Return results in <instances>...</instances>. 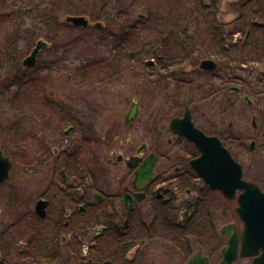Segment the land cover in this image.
<instances>
[{
    "label": "rangeland",
    "instance_id": "rangeland-1",
    "mask_svg": "<svg viewBox=\"0 0 264 264\" xmlns=\"http://www.w3.org/2000/svg\"><path fill=\"white\" fill-rule=\"evenodd\" d=\"M13 1L6 0V3L13 4ZM102 1L106 3L105 7L102 6ZM235 1L237 0H215V9L210 7L206 10L203 9V12L213 14L217 22L223 24L229 23L236 17L238 12L236 6L232 4ZM49 2L58 7L56 15L61 21H64L66 13L85 14L88 16L91 24L99 21L102 25L101 27L109 28L106 29L108 34L95 30L94 28L96 27L94 26L86 30H80V28L71 30L68 28L55 41L46 38L49 41L48 46L39 54L36 63L23 71L29 79L34 78L42 82V94L44 95L42 96V103L45 110L47 109V116L51 118L53 116L59 117L60 113L63 112V107L60 104L65 107L73 105L75 106L73 108L80 109V111L82 110L87 115L86 123L89 130L87 132L90 133L92 138L89 137L85 148L82 151L80 150L79 156L85 162H78L77 166L78 164L84 165L81 168L82 171L76 169L73 162L68 163L64 169L63 166H59V160L63 156L61 151L68 148L73 138L77 139V144H82L79 142L84 137L78 134L79 132H76L74 128H71L69 133H64L63 130L70 125L68 122L61 124L60 133H53V125L56 124L55 122L58 119H51L47 116L46 119H41L37 111L42 109H37L35 104L22 102V96H24L23 90L20 91L18 98L13 99L17 89L15 85H12L6 91L0 87V148L12 161L9 178L0 184V229L5 224H11L10 230L12 232L16 231V233L20 232L21 234L26 229L24 223L20 222L24 218H29V223L36 222L40 227L49 228L48 223L51 222L49 219L57 220L59 217H55L56 215L52 216V213L48 212L49 216L47 220H38L34 212V205L40 197L50 198L55 206H62V209L66 207L67 214L63 211L61 223L64 224V219L66 221L70 220L69 225L62 228L61 234L66 233L67 238L72 234L74 242L77 243L79 241L75 247L77 250V253H74L76 258L68 259L71 254L64 248L61 251L60 261L62 264H77L78 258L84 254V249L91 243L88 237L93 235L91 230L92 226L95 225L93 221L86 225L90 219L85 211L80 213L78 207H85L87 209L88 204L86 202L90 203L94 199L91 195L93 190H95L94 188L100 186L107 190L109 187L106 184L109 185V180L111 183V179L114 178L110 174L109 167L104 168L103 159L107 157L111 150L128 154V152H133L141 143H148L151 128L153 127L157 130L159 125L165 121L161 115L168 108L169 103L174 102L173 99L176 100V103H180V99L186 93V100L191 98L190 104H194L196 103L198 90L194 84L189 86H185V84L179 85L171 79H165L163 74H161L162 78L158 82L159 74L157 73H161L162 71H159L155 64H147V60L152 59L151 57L145 58L142 62H137L136 60L123 62L117 67L118 69L106 67V70L109 69L111 73L117 69V74L112 75L108 80L89 85L77 84L76 78L73 75V64L76 65L77 61L84 59H89L90 62L105 55L103 54V50L106 47V43H104L102 37L113 38L114 36L109 35L119 34V24L109 25L107 22L108 14L113 18L112 8L119 4L123 5L124 8L131 7L132 9L129 11L131 15L130 19H137L146 17L148 12L146 10L147 6H150L157 13H167L169 10V15L174 14L177 16L187 14L193 10L194 13H198L201 16L202 13L201 11L199 12V8H202L204 5H211L214 1L49 0ZM132 3L134 4L133 6H131ZM48 6L52 8L51 5ZM69 7L73 11L65 12L64 10L69 9ZM7 10H10V8L0 5V13ZM28 15L30 17L26 16L25 19L22 18L25 23L20 33L17 34L16 47L20 51L21 57L30 49H26V43L32 42L33 45L35 41L30 40L28 32L34 31L36 33L39 26L42 28L41 23L37 22L38 19L34 18L35 14L28 13ZM257 20L261 21V18L258 17ZM10 26L11 24H9L8 29H10ZM224 27V29L228 28L226 25ZM14 30L12 28L13 33ZM141 30H138V39L144 37L145 33H149L146 27ZM76 36L79 38L84 36V39L80 40L78 44H72L76 47L78 56L84 59L73 62L72 57L74 53L72 52L69 57L70 63L60 60L55 66L51 65L52 59L60 56L59 51H61V48L57 50V43L60 45L63 39H73ZM10 37L11 39L13 38L12 35ZM240 37L239 33L233 34V39ZM4 39L5 37L1 36L0 43H3L2 40ZM224 65H229L230 68L224 70ZM218 67L217 69L220 71L216 73L219 75L224 74L225 76L229 75L230 78L234 79L233 83L236 85L242 80H247L250 85L255 86L257 91H260L264 87L262 83L256 81L263 76H259L261 70L255 68L256 66H253V64L239 65L237 63L230 64L226 61H219ZM191 69V67H187L185 71L189 72ZM197 72L201 74L199 71ZM197 76V74H194L195 78H199L202 75ZM34 82L36 81L34 80ZM230 84L232 83L230 82ZM242 94L241 92L240 97ZM34 95H37V93ZM126 95L131 96L133 99H138L140 105L134 122L129 126L124 125L122 121L123 114L130 107L129 103L125 101ZM258 96L264 97V92H260ZM258 101L260 104L256 101L255 107H245L244 109L239 99L235 100L236 108H233L232 103H230L231 125L235 131L240 133L246 145H248L251 138L257 139L261 132L264 131V118L258 120L255 116V111L264 110V101ZM41 104L38 108H40ZM50 107L52 108L50 109ZM21 109L22 112H20ZM33 114L35 116H31ZM253 116L257 123H260L258 130L251 129L250 124ZM226 117L225 123L228 120ZM167 135L168 133H164L160 137L165 139ZM261 138L262 136H260ZM256 145L258 146L256 151L252 152L249 158L244 160L246 165L264 163L263 147L260 146L259 142ZM86 149L89 152L85 151ZM61 170H63V173ZM62 186L65 188H62ZM53 193L56 194L53 196ZM62 198L63 201H61ZM71 211H74V215H69ZM19 219L21 220L16 222V224H12ZM26 244L25 238L18 239V245L21 249L26 250ZM19 257L21 258L19 259ZM19 257L14 256L9 258L7 256L5 260L0 252L1 264H34L29 258L20 255Z\"/></svg>",
    "mask_w": 264,
    "mask_h": 264
},
{
    "label": "flooded vegetation",
    "instance_id": "flooded-vegetation-1",
    "mask_svg": "<svg viewBox=\"0 0 264 264\" xmlns=\"http://www.w3.org/2000/svg\"><path fill=\"white\" fill-rule=\"evenodd\" d=\"M219 71L217 68L213 70L192 68L189 71L197 74V77L202 75L199 78L191 76L185 83V86L194 84L197 87L196 103L190 104L191 98L185 102L181 98L180 103H169L168 108L161 115L165 121L157 130L151 128L150 140L144 143L145 148L139 155V163L129 167L125 159L136 155L142 143L128 154L111 150L103 159L104 168L109 167L110 174L114 178L111 179V183L109 180V185L106 184L109 189L105 190L100 186L94 188L91 194L94 199L90 203L86 202L87 209L78 207L80 213L85 211L90 219L86 225L92 221L95 225L91 230L93 235L88 237L91 243L84 249V254L78 258L77 263L83 261L97 264L104 262H110V264H222L229 240L232 242L235 240L236 244L227 255L229 260L223 264H253L254 260L261 255L263 249L261 246L252 255L241 253L245 222L240 217L237 206L238 194L243 190L237 188L230 196L220 188L213 187L191 166L190 161L201 156V151L193 141L184 135L179 136L170 127L171 119L181 118L187 106L193 125L204 135L216 137L223 148L240 164L241 179L255 184L260 191L264 192V163L249 165L244 163V160L256 151L257 142L264 150V131L260 134L261 139L260 136L257 139H251V141L254 140L251 147V142L246 145L240 133L234 130L230 122V77L216 73ZM125 101L130 105L128 110L133 103H136L138 114L140 108L138 99L135 100L126 95ZM256 101L259 102L253 99L248 106H254ZM171 105L177 106L174 111H170ZM128 110L123 114L122 120L126 126L131 125L136 118L125 123L124 117ZM262 110L257 112L254 110L258 120L264 117V110ZM225 117L228 119L227 123H225ZM259 124L253 116L251 129L258 130ZM73 127L74 125H70V130ZM164 133H168L165 139L160 137ZM85 151L89 152L88 149ZM150 155L156 156L152 166L154 175L145 184L136 187L134 186L135 172L141 162ZM65 166L67 165L63 166L64 169ZM83 166L74 165L76 169ZM61 172L63 173V170ZM63 186L62 188H65ZM55 194L53 193V196ZM39 199L46 201V213L44 216L37 217L38 220H47L48 212L52 213V216L56 215L55 217L66 213V207L62 209V206H55L50 198L40 197ZM69 215H74V211H71ZM49 220L51 223H48L50 227L48 229L56 234L58 218ZM69 221L64 219L63 227L68 226ZM86 228L89 229L88 226ZM65 234L62 233L58 241L52 238L56 244L54 247L56 255L60 250L58 258L31 260L32 263L48 264L55 261L62 264L60 256L64 248L71 254L68 259L76 258L75 247L79 241L76 243L72 234L69 238Z\"/></svg>",
    "mask_w": 264,
    "mask_h": 264
},
{
    "label": "trees",
    "instance_id": "trees-1",
    "mask_svg": "<svg viewBox=\"0 0 264 264\" xmlns=\"http://www.w3.org/2000/svg\"><path fill=\"white\" fill-rule=\"evenodd\" d=\"M213 1L214 3L211 5H204L202 8H199V12L201 11L202 13L201 16L198 13H194L191 9H189L191 11L187 14L176 16L174 14L169 15V10L167 13H157L150 6H147L146 10L148 12L146 17L137 19H130L131 15L129 11L132 9L131 7L124 8L123 5L119 4L112 8L113 18L108 14L107 20L109 25L119 24V34L109 35L114 36L113 38L102 37L104 43H106V47L103 50V54L105 55H102L103 57L90 62L89 59L79 57L76 47L72 44H78L80 40L84 39V36L80 38L76 36L73 39H63L60 45L57 43V50L61 48V51H59L60 56L52 59L51 65L55 66L60 60L70 63L69 57L72 52L74 53L72 57L73 62L84 59L77 61L76 65L73 64V75L76 78L77 84L81 85L108 80L112 75L117 74V67L123 62L135 60L142 62L147 57H151L158 70L162 71L161 73H157L159 74L158 82H160L162 78L161 74H163L165 79H171L179 85L185 84L187 78L192 75L194 76L193 73L186 72L185 69L187 67L197 68L199 60L205 57H213L218 63L219 61H226L230 64H253V66H256L255 68L261 70L259 76L264 77V0L235 1L232 4L237 8V15L231 22L226 24L217 22L213 14L203 12V9L206 10L210 7L215 9V0ZM13 2V4H7L6 0H0V5L10 8V10L0 13V37H5L2 40L3 43H0L2 44L0 45V87L6 91L12 85H15L17 89L13 99L18 98L20 91L23 90V100L20 98L22 102L35 104L37 109H42L37 111L41 119H46L47 109L45 110L42 103V96H44L42 94L43 84L41 81H37V79H29L23 73L28 68L21 66L20 61L23 56L21 57L20 51L16 47L17 34L20 33L25 23L22 18L25 19L26 16L30 17L28 13H33L35 14L34 18L38 19L37 22L41 23L42 28L39 26L36 33L34 31L28 32L29 38L32 41L40 36L55 41L68 28L71 30L77 28L59 20L56 15L58 7H55L49 0L48 2L47 0H14ZM101 3L103 7L106 6V3L103 1ZM48 5H51L52 8ZM133 5L132 3L131 6ZM64 11L71 12L73 9L69 7V9H65ZM93 15L95 16V14ZM258 17L261 18V21L257 20ZM9 24H11L10 29H8ZM225 25L228 26L227 29H224ZM90 27L80 28V30H86ZM145 27L149 33H145L144 37L138 39V30L142 31L141 29ZM12 28L15 29L14 33L12 32ZM94 29L108 34L106 29L109 28L101 27ZM235 33L241 35L236 41L233 39V34ZM111 34L113 33L111 32ZM26 44V49L32 47V42ZM110 61L112 63L109 64ZM106 67L117 69L111 73L109 69L106 70ZM224 67L226 70L230 68L229 65H224ZM263 77H260L256 81L264 85ZM233 81L234 79L230 78V82ZM24 84L26 85L25 87ZM239 90L244 94H248L252 99L264 100V97L258 96L260 92H264V87L260 91H257L255 86L250 85L247 80L239 82ZM36 93L37 95H34ZM236 99H240L237 93L230 91V103H232L233 108H236ZM173 101L175 102L176 100L173 99ZM40 104L41 106L38 108ZM241 105L243 109L247 107L243 103ZM60 106L63 107V112L60 113L59 117L53 116V118L58 119L55 122L56 124L53 125V133H60L61 124L68 122L74 125V130L79 132L78 134H81L84 138L79 142L82 143L80 145L77 144V139L73 138L68 148L61 151L63 156L59 160V166L67 165V162H73L75 165L78 162L83 163L85 161L81 159L79 154L83 149V144H86L89 137L92 138L90 133L87 132L89 131L86 123L87 115L82 110L73 108L75 107L73 105L65 107L60 104ZM176 107L175 105H171L170 111H174ZM20 112H22V109ZM31 116H35V114ZM47 121L50 122L49 119ZM78 170L82 171L81 168ZM61 218L60 215L56 234L48 228L38 226L36 222L29 223V218H21L22 221L19 219L12 223L16 224L18 221L24 223L26 229L21 234L20 232L16 233V231L12 232L10 230L11 224L3 225L0 229V252L5 260L7 256L9 258L17 256L18 258L19 255L35 261L58 258L60 250H58V254L56 255L54 251L56 244L53 239L60 240L61 228L63 227ZM20 238H25V242L27 243L26 250L19 247L18 239Z\"/></svg>",
    "mask_w": 264,
    "mask_h": 264
},
{
    "label": "water",
    "instance_id": "water-1",
    "mask_svg": "<svg viewBox=\"0 0 264 264\" xmlns=\"http://www.w3.org/2000/svg\"><path fill=\"white\" fill-rule=\"evenodd\" d=\"M66 22L73 24L74 26L84 27L89 24V19L85 15H73L68 14L64 17ZM95 25L101 26L100 22H96ZM46 45L44 39H38L31 51L21 60L23 66H31L34 64L36 57L40 50ZM199 67L211 70L216 67V62L212 59H203L199 63ZM236 90V88H234ZM245 99L250 100L244 96ZM185 102V95L182 98ZM138 111L136 103L131 105L130 110L124 117V122H131ZM171 129L178 133L179 136L184 135L189 140L193 141L197 148L201 151V156L192 159L190 161L191 166L204 177L213 187L220 188L225 194L233 195L237 188L243 191L238 194V206L237 211L240 217L245 222L244 232L242 234L243 239V254H254L258 247H262L261 255L256 258L253 264H264V192L253 183L241 179V167L236 162L229 152L223 148L219 140L214 136H206L199 129H197L191 119L189 109L186 106L184 114L181 118L174 117L170 121ZM253 143H251V147ZM145 144H141L136 155H132L125 159V163L129 167L135 166L140 161L139 155L143 153ZM155 155L147 156L137 168L134 178V186L139 187L145 184L146 181L151 178L154 173L152 166L155 161ZM11 168V161L4 155L0 149V183L8 179L9 171ZM46 201L43 199L37 200L35 203V212L44 216ZM236 241L229 240V246L227 251L224 252L225 263L228 261L227 255L230 254V249L235 247ZM56 264V263H48ZM79 264H97L94 262H83ZM103 264H110V262H104Z\"/></svg>",
    "mask_w": 264,
    "mask_h": 264
}]
</instances>
